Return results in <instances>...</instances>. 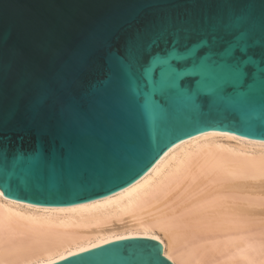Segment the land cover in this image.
Here are the masks:
<instances>
[{
  "label": "snow or ice",
  "instance_id": "1",
  "mask_svg": "<svg viewBox=\"0 0 264 264\" xmlns=\"http://www.w3.org/2000/svg\"><path fill=\"white\" fill-rule=\"evenodd\" d=\"M141 9L125 22L122 38L95 34L54 78L23 74L15 81L24 117L10 126L0 120V165L13 161L37 186L62 185L100 102L138 124L146 115L153 121L175 115L182 97L197 110L229 106L264 115V0H146ZM96 48L103 50V83L111 94L77 96Z\"/></svg>",
  "mask_w": 264,
  "mask_h": 264
},
{
  "label": "water",
  "instance_id": "2",
  "mask_svg": "<svg viewBox=\"0 0 264 264\" xmlns=\"http://www.w3.org/2000/svg\"><path fill=\"white\" fill-rule=\"evenodd\" d=\"M145 4L146 0H0V120L10 126L24 117L13 89L21 75L54 78L63 65L80 56L95 34L114 33L122 38L125 22ZM172 59L176 57H169ZM90 61L92 70L80 78L76 95L92 90L107 98L112 90L103 83V50L96 48ZM167 74L168 69L160 73L161 83L166 82ZM188 74L197 73H173L177 78ZM176 104L175 115L166 120L153 121L146 115L143 124H138L100 102L77 144L65 183L37 186L23 178L22 167L9 161L0 165L3 197L37 207L79 206L128 189L174 147L202 133L264 141V115L259 109L254 116L229 106L197 110L189 97L178 98ZM162 252L159 242L134 238L55 264H173Z\"/></svg>",
  "mask_w": 264,
  "mask_h": 264
},
{
  "label": "bare ground",
  "instance_id": "3",
  "mask_svg": "<svg viewBox=\"0 0 264 264\" xmlns=\"http://www.w3.org/2000/svg\"><path fill=\"white\" fill-rule=\"evenodd\" d=\"M3 196L0 264H55L134 238L159 242L173 264H264V141L202 133L128 189L79 206Z\"/></svg>",
  "mask_w": 264,
  "mask_h": 264
}]
</instances>
